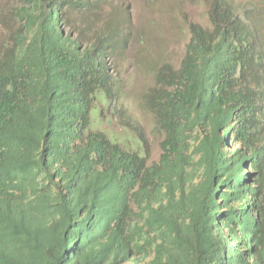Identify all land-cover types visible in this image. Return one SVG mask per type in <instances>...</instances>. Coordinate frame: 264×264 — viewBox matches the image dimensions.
<instances>
[{
  "label": "trees",
  "instance_id": "obj_1",
  "mask_svg": "<svg viewBox=\"0 0 264 264\" xmlns=\"http://www.w3.org/2000/svg\"><path fill=\"white\" fill-rule=\"evenodd\" d=\"M203 2L142 94L155 159L109 64L116 9L0 3V264H264V0Z\"/></svg>",
  "mask_w": 264,
  "mask_h": 264
},
{
  "label": "rangeland",
  "instance_id": "obj_2",
  "mask_svg": "<svg viewBox=\"0 0 264 264\" xmlns=\"http://www.w3.org/2000/svg\"><path fill=\"white\" fill-rule=\"evenodd\" d=\"M96 14L102 21L111 9H116L114 20L126 24L128 42L119 49L111 66L123 83L124 101L128 113L140 122L147 136L151 159L158 154L156 136L152 133V116L141 110L142 93L152 84V70L159 62L176 64L188 40L190 22L207 24L206 4L203 0H107ZM4 0H0V3ZM92 128L101 127L110 139L135 146L134 137L116 126L114 117L98 122V108L90 112ZM105 121V120H104ZM102 123V124H101Z\"/></svg>",
  "mask_w": 264,
  "mask_h": 264
},
{
  "label": "clouds",
  "instance_id": "obj_3",
  "mask_svg": "<svg viewBox=\"0 0 264 264\" xmlns=\"http://www.w3.org/2000/svg\"><path fill=\"white\" fill-rule=\"evenodd\" d=\"M111 61H112V60H111ZM111 61L109 62V64H111ZM159 63H160V62H159ZM159 63H158V64H159ZM158 64H157V65H158ZM110 66H111V65H110ZM111 68H112V66H111ZM155 68H156V67H155ZM155 68H153V70H152V80H153V73H154ZM112 70H113V68H112ZM113 71H114V70H113ZM115 73H116V71H115ZM118 77H119V76H118ZM120 81H121V78H120ZM152 83H153V81H152ZM121 84H123V83H121ZM151 86H152V84H151ZM122 87H123V85H122ZM149 87H150V86H149ZM149 87H148V88H149ZM148 88H146L145 91H147ZM122 91H123V89H122ZM145 91H144V92H145ZM144 92H143V93H144ZM143 93H142V94H143ZM123 94H124V93H123ZM141 99H142V95H141V98H140V104H141ZM123 101H124V99H123ZM123 104H124V103H123ZM124 106H125V104H124ZM125 107H126V106H125ZM111 112H112V111H111ZM144 112H145V111H144ZM148 114H149V113H148ZM107 115H108V114H107ZM110 115L113 117V115H112L111 113H110ZM129 115H130V114H129ZM106 118H107V116H106ZM106 118H105V121H103V122H106V120H107ZM114 119H115V121H117L116 118H114ZM103 122H102V123H103ZM102 123H101V124H102ZM116 126H117L118 128L121 129V126L118 125L117 123H116ZM97 128L99 129V127H97ZM99 130H101V131H103V132L105 131L102 127H101V129H99ZM124 131L130 133V134L134 137V135H133L130 131H128V130H126V129H124ZM104 133H105V132H104ZM105 134H106V133H105ZM106 135L109 137L108 134H106ZM146 137H147V136H146ZM109 138H110V137H109ZM133 140H134L135 144L137 145V142H136V140H135V137H134ZM147 140H148V139H147ZM147 142H148V141H147ZM136 145H135V146H136Z\"/></svg>",
  "mask_w": 264,
  "mask_h": 264
}]
</instances>
